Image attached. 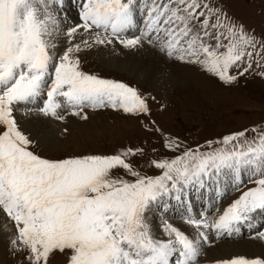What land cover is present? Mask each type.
<instances>
[{"label":"snow or ice","instance_id":"6c2138e0","mask_svg":"<svg viewBox=\"0 0 264 264\" xmlns=\"http://www.w3.org/2000/svg\"><path fill=\"white\" fill-rule=\"evenodd\" d=\"M66 2L0 0V217L11 224L0 231L10 234L21 264H51L57 255L63 264H200L207 247L264 219V127L193 149L165 136L137 88L86 73L82 61L109 46L150 49L231 86L248 73L264 77V35L230 17L220 0H78L72 23L61 17ZM137 12L143 26L132 32ZM107 108L144 117L143 130L159 134L172 155L161 158L152 147L157 158L148 159L146 148L128 147L41 156L36 147L58 148L44 144V128L26 132L18 118L60 122L63 135L69 117L87 121L86 110ZM193 194L207 197L203 213L186 214L181 224L164 219L162 233L153 232L149 214L166 198ZM261 229L253 238L264 241ZM214 264H264V256Z\"/></svg>","mask_w":264,"mask_h":264},{"label":"rangeland","instance_id":"374dc122","mask_svg":"<svg viewBox=\"0 0 264 264\" xmlns=\"http://www.w3.org/2000/svg\"><path fill=\"white\" fill-rule=\"evenodd\" d=\"M220 4L230 17L248 29L254 30L258 36L264 35V0H220ZM64 8H69L72 11L63 15L71 18L69 23L78 20V0L66 2ZM135 20L136 27L132 32H138V29L142 28V14L137 12ZM109 48L112 47L109 46ZM91 53L96 54L97 52L93 49ZM159 54L166 57L164 54ZM97 61L94 56L91 57V54L87 55L82 61V70L102 78L123 81L137 88L147 98L152 109L151 119L163 130L165 136L179 138L182 144L193 149L201 146L202 150H207L204 147L207 141H212L215 146V142L226 134L252 129L253 127H264V77L258 74H245L239 77L238 82L229 86L199 71L196 67L173 62L188 68L190 74L185 85L172 91L170 88L174 89L173 87L163 86L156 91L142 85L125 72L106 69ZM86 111L89 115L87 121H82L78 117L68 118L70 123L65 122V126L68 127L69 132L63 135L61 134L63 126H60V122L52 123L58 126V130L60 129V132L57 133L58 143L55 142L58 144L56 146L57 152H50L44 147H36L35 151L41 156L55 158L80 154H111L122 148L144 147L148 151V159H156V153L152 152V147H155L161 158L172 155L167 149L160 147L159 134L149 136L143 130L144 117L139 119L128 117L122 112L113 111L110 108L96 111L88 109ZM248 138H252L251 132L248 133ZM141 163L143 164L144 161ZM144 171L149 175L156 174L155 170H148L146 166ZM192 200L190 199V201ZM201 205L199 207L192 205L191 208L203 210L204 203ZM182 209L184 208H180V210ZM159 210L161 209L154 210L151 216L149 214L152 227L156 224L163 225L164 220L152 217L153 213ZM173 218L177 217L173 216ZM258 218L261 220L259 224L264 222L261 217ZM167 220L171 223H182L180 218ZM6 235H8L6 238L0 237V264H21V259L12 253L8 243L10 234ZM236 241L257 244L264 249V241L254 239L253 233H251L249 235H235L230 239L221 241L217 240L212 247H207L206 251L222 242ZM251 250L253 249L251 248ZM241 252L233 255L264 256H250L247 251ZM210 258H208L207 252L200 258V264H214L216 259L210 260ZM51 264H63V258L57 255L51 260Z\"/></svg>","mask_w":264,"mask_h":264},{"label":"bare ground","instance_id":"6f19581e","mask_svg":"<svg viewBox=\"0 0 264 264\" xmlns=\"http://www.w3.org/2000/svg\"><path fill=\"white\" fill-rule=\"evenodd\" d=\"M69 8L65 9V11L61 13V17H63V15L66 12L71 11L70 9H73V8L70 9ZM72 15L74 16L73 13ZM92 56H94L99 61V64L105 67L106 69H111L114 70L115 72H125L126 74L137 80L139 83H141L142 85L150 87L152 90H156V91L158 89H161L163 86L173 87L174 89L170 88V91L176 90L178 87H182L185 85L190 74L188 68L183 67L184 65L182 66L177 63L170 62L166 57L160 55L157 51L150 49L141 50L139 52H129L128 50H124L119 46H117L116 50L114 51L112 50V48L108 47L104 49L102 52L96 54L91 53V57ZM146 70H150L152 74L151 75L147 74ZM18 118L20 119L22 129H24L26 132L27 131L36 132L37 130L44 128L46 133L44 136V144L46 145L49 141H51L55 146H58V144H55V142L58 143L57 133L60 132V129L58 130V126L54 124L44 126L42 122H38L34 117L33 118L23 117L22 113H18ZM41 147L47 149L44 145H42ZM190 199L193 200L190 201ZM202 203H204V207H206L205 208L206 210L209 207L208 201L207 200L205 201V198L203 199L199 194H195L193 197L191 196L190 198L186 196L184 200L166 198L165 199L166 206L163 209H161L162 211L161 210L157 212L155 211L152 217L154 219L158 218L161 220L172 218L173 220L177 218L181 219L186 214L195 215L197 213H203L205 211L204 209L200 210L198 208L197 209L191 208L192 205H195V207L197 206L199 207ZM179 206L180 208H184V209L180 210ZM173 216L177 218H173ZM256 220H259V218L258 219L256 218ZM5 224H7L8 228L11 229V224L10 222L7 221V218L0 217V227H2ZM173 224H180V223L176 222ZM152 228L154 229L153 230L154 233H156L157 235H160L162 233L161 224L159 225L156 224ZM7 236L8 235H6L4 231H0L1 238L3 237L6 238ZM237 242L238 241L231 243L222 242L218 246L216 245V247L209 249L208 251H205V254H207L208 252V258L211 257L210 260H214L222 256L239 254V252L242 253L241 251H247L248 255L250 256L264 255V249L262 247H259L257 244L254 245L252 243H247V242H240V241L238 243ZM210 247H212V245ZM251 248L253 250H251Z\"/></svg>","mask_w":264,"mask_h":264}]
</instances>
